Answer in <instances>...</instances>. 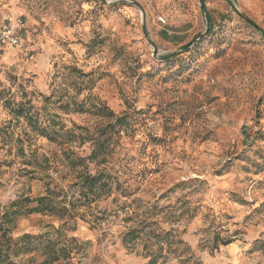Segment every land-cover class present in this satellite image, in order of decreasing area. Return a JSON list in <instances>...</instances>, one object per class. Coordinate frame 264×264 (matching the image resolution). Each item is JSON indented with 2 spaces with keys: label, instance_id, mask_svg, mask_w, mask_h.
<instances>
[{
  "label": "rangeland",
  "instance_id": "1",
  "mask_svg": "<svg viewBox=\"0 0 264 264\" xmlns=\"http://www.w3.org/2000/svg\"><path fill=\"white\" fill-rule=\"evenodd\" d=\"M0 10V264H264V0Z\"/></svg>",
  "mask_w": 264,
  "mask_h": 264
},
{
  "label": "built area",
  "instance_id": "2",
  "mask_svg": "<svg viewBox=\"0 0 264 264\" xmlns=\"http://www.w3.org/2000/svg\"><path fill=\"white\" fill-rule=\"evenodd\" d=\"M25 29V22L20 16L5 15L4 23L0 27V45L9 48H22Z\"/></svg>",
  "mask_w": 264,
  "mask_h": 264
},
{
  "label": "crops",
  "instance_id": "3",
  "mask_svg": "<svg viewBox=\"0 0 264 264\" xmlns=\"http://www.w3.org/2000/svg\"><path fill=\"white\" fill-rule=\"evenodd\" d=\"M4 17H5L4 11L3 10H0V27L4 23Z\"/></svg>",
  "mask_w": 264,
  "mask_h": 264
},
{
  "label": "water",
  "instance_id": "4",
  "mask_svg": "<svg viewBox=\"0 0 264 264\" xmlns=\"http://www.w3.org/2000/svg\"><path fill=\"white\" fill-rule=\"evenodd\" d=\"M201 9L204 11V6H203L202 3H201ZM235 10H237V9H235ZM237 11H238V10H237ZM238 12H239V11H238ZM239 14H240L245 20L251 22V21H250L247 17H245L242 13L239 12Z\"/></svg>",
  "mask_w": 264,
  "mask_h": 264
}]
</instances>
